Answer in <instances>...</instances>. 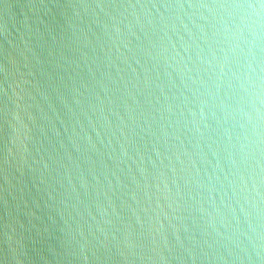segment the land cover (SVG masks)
<instances>
[{"label":"water","instance_id":"95a60500","mask_svg":"<svg viewBox=\"0 0 264 264\" xmlns=\"http://www.w3.org/2000/svg\"><path fill=\"white\" fill-rule=\"evenodd\" d=\"M0 264H264V0H0Z\"/></svg>","mask_w":264,"mask_h":264}]
</instances>
